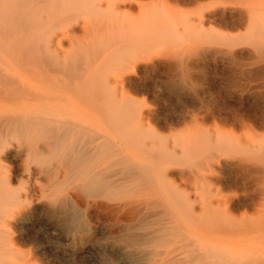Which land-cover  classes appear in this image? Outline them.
I'll return each instance as SVG.
<instances>
[{"label":"bare ground","instance_id":"obj_1","mask_svg":"<svg viewBox=\"0 0 264 264\" xmlns=\"http://www.w3.org/2000/svg\"><path fill=\"white\" fill-rule=\"evenodd\" d=\"M171 1L0 0V264H38L14 229L38 205L63 213L88 191L120 227L124 264H223V249L236 252L234 232L248 243L237 219L217 213L239 195L219 201L211 189L242 178L264 192V109L251 118L229 102L236 49L264 62V0H194L189 10ZM201 63L215 75L204 86L192 78L206 71ZM161 69L178 105L162 120L166 133L151 125L157 109L135 97ZM124 188L142 194L112 195Z\"/></svg>","mask_w":264,"mask_h":264},{"label":"rangeland","instance_id":"obj_2","mask_svg":"<svg viewBox=\"0 0 264 264\" xmlns=\"http://www.w3.org/2000/svg\"><path fill=\"white\" fill-rule=\"evenodd\" d=\"M134 1H135V3L136 2H140V3H153L154 2V3H157L158 1L160 2L161 0H158V1L157 0H134ZM155 1H157V2H155ZM166 1H171V0H166ZM173 1H174V4L177 2V3H179V5H180V3H181V5H182V3L183 4L185 3L184 4L185 7H183L184 5H182V6L180 5V7L183 8L184 10L192 9L197 3L196 1L194 2V0H192L193 2H191V0H178V1L172 0L171 2H173ZM179 1H181V2H179ZM199 1H200V3H202V0H199ZM203 2H206V1H203ZM193 3H195V4H193ZM192 4L194 6H191ZM240 31H241V33H242V31L245 32V29L243 30V28H242L238 31L235 30L234 33H236V34L240 33ZM248 48H249V50H251V48L248 46L247 47L246 46L245 47L240 46V48L236 49L237 53H239L241 55L242 59H241V63H239V64L237 63L236 64L237 66L234 67V69L236 70V74H235V78H234L233 91H231L232 96H231L229 102L236 108V110L238 112L244 113V114L248 115L249 117L253 118L254 116L258 115L264 109V86H262V84L264 85V73H262V75H260L261 73H259V71H258L259 69L263 68L264 62L263 63L261 62L262 65L260 63L259 64L254 63L255 62V59L253 58L254 54H251L250 51L248 50ZM249 59H250V61H249ZM246 60L256 64L257 67L254 64L249 63L248 61L246 62ZM248 63L251 65H254L255 67L254 66L247 67V65L249 66ZM201 66L205 67L203 63H201ZM238 66L242 67V68H239ZM191 67H193V65ZM205 68H206V71L204 69H201V68H194L193 69L192 78H193L194 82H196L197 85L199 84L200 86H202V85L204 86L208 82H211L212 79L215 77L214 74H211V73L209 74L207 72L208 71L207 67H205ZM222 68H223V65L220 64L218 69L220 70ZM199 69H201V70H199ZM244 73H245V75H244ZM248 74H250V75L248 76ZM238 75H239V78H237ZM168 76H169L168 73H166L164 71V69L150 72L148 74V77H146L147 79L145 78L142 81L143 84L145 85V87L141 88L142 90L140 89V91L137 92V94L135 95V97L141 102L142 105H145L146 107L148 106L150 108L154 107L153 108L154 110L157 109L156 111L161 115V117L155 118V119L153 118L152 119L153 122L151 121L152 122L151 125L154 124L155 126L152 125L153 127L161 129V131H163L164 133L169 132V130L163 126L164 122L162 120L165 118V116L167 117L168 114L173 113L175 111V109L178 108L177 98H176L177 96L173 91H171L169 84L166 83V81L169 79ZM250 76H251V78H250ZM260 76H261V78L263 77L262 78L263 80L260 78ZM240 77L242 80L240 79ZM247 77L250 79H248ZM163 79H165V80H163ZM236 79H238V81H236ZM240 81L241 82L244 81V82L240 83ZM235 82H236V84H235ZM251 82H253V83H251ZM249 83H250V85H249ZM235 86H237L236 87L237 89H235ZM258 87L261 89H259ZM204 90H207V89L204 87V89H202V91H201L202 92L201 94L204 93ZM242 94H243V96H242ZM142 99H144V100H142ZM240 100H242V101H240ZM152 108H151V110H152ZM155 121H157V122H155ZM157 125H158V127H156ZM239 127H241V129ZM237 129L239 131H243L245 129V127L238 126ZM258 130L260 131L261 129L258 128ZM260 133H264V132L262 131ZM8 158H9V160H8ZM5 159H6L5 163L9 167L11 166L10 168L14 169L15 165L12 162V158L8 156ZM259 162L264 163L262 161H259ZM239 179H238V183L236 185L231 184V180L219 181V182L217 181V184L215 186H213V188L211 189V190H213V193L215 192L214 194L217 193L221 197L219 199V201H221V199L225 200L227 197L229 199L230 194H232L231 192H234V191L240 197V202H239V200H236V202L233 203L232 205H230L229 207H228V205H226L224 203V201L217 204V207H218L217 211L220 210L219 205H220V207L222 206V208L224 209V204H225L224 211H223V209H221L222 211H219L217 213L223 212V213H220V214H222V216L219 214V216L222 217L220 220L221 222L226 223L225 219H227V217H228L227 221L229 220V221H231V224H233L234 221L237 219L238 221L237 220L235 221V222H237V224L234 223V225L236 224L237 226L242 227V229H240L241 233L242 234L244 233L243 235L245 237L247 236L246 238H248L247 239L248 243L245 241L246 240L245 237L242 240L240 239V241L241 242L245 241L246 243H240L237 241L240 237L236 239V237L240 234L239 233L237 234V232H234V234L231 236V238L234 240L233 243L237 244V245H235V249H236L235 253H238V252L244 253L245 252V254L241 253V256L246 255V253H247V255H249L247 257H249L251 262L254 261L253 263H255V264H261V262H262L264 264V257L261 256V255H264V249H263L264 248V236H261L258 238L259 232H257L260 230V233L264 234V232L261 230V229L264 230V225L262 224L264 221H259L261 217L262 218L264 217V216H262V215H264L263 214L264 208H261V207H264L263 206L264 201H262L264 199H262V196H261V195H263L264 192L262 193V190L260 188H258V185H257V183H255V181L248 180V179H242V178H239ZM263 183H260L259 186ZM262 186H264V184L261 185V187ZM218 187H221L222 189H220V190H223V191L218 192V190H219ZM137 189L139 190L140 188H137ZM225 189L228 191H225ZM135 190L136 189H134V191ZM138 190H136L135 192L134 191L132 192V191H130V189L126 190L125 188L123 190L122 189L121 190L116 189L112 193V195H114L116 197L118 195V197H121V196H119V194L122 195L121 193H123L124 191L125 192L123 194H127L126 191L127 192L130 191V192H128L127 195H123V198H127V196H129L130 193L131 194L129 197H131V195L134 193L133 196L137 198L138 196H135V193L138 195L140 193L142 194L141 189H140L141 192L139 191L140 193L138 192ZM238 190H240L239 191L240 193L237 192ZM263 190H264V187H263ZM224 191L229 193V194L223 193ZM90 195H91V193L88 191V200L89 201L84 198V200L80 201L79 204L76 205L74 208H72L66 212H63V213H54V212H51L48 208L46 209V206L38 205L37 210L30 216V219H31V220H29L30 222L27 223L23 228H21L22 230L19 228L14 229L15 230L14 232L16 233L18 238L20 239L19 243H20L21 249L23 251H25V253H28L26 257L28 259L32 258L33 262L38 263V264H124L125 262H124V259L122 256L124 254L123 253L124 252V249H123L124 244H123V241L120 239L121 236H119L117 234L120 227L118 225V228H117V226L114 225L115 222L113 220H109L110 218L108 217L107 213L104 210H102L101 206L95 204V202H96L94 200L95 197L90 196ZM110 195H109V198L111 197ZM218 195L216 197V200H218V198H219ZM124 196H126V197H124ZM142 196H144V195H142ZM139 197H140V195H139ZM100 198H102V200H104L106 202L108 201V200H106V199H108L107 197H105V198L100 197ZM100 198H96V199L99 200ZM225 202H226V200H225ZM244 202H246L245 205L240 204V203H244ZM221 203H224V204H221ZM255 205L256 206L258 205L259 207L257 206L258 207L257 208V207H255ZM92 206H95V207H92ZM236 207H237V209H236ZM244 207H246V208H244ZM252 207H254V208H252ZM227 208H229V209H227ZM242 208L246 209V210L249 209L252 212L255 211L254 215L248 216L247 214H250L251 212L249 211L250 212L249 213L245 210L246 211L245 213H247L245 215L248 217H246V216L244 217V210H242ZM225 210H226V212L228 211L229 214L226 213ZM239 210L240 211L242 210L243 214H241L242 212H240ZM231 211H232V213L234 212L233 216L230 213ZM238 212H240V214ZM256 212H258L259 216H260V212H262V215L260 216V218H259V216L256 217V215H257ZM226 214H227V216H226ZM240 215H243V216H240ZM242 217H243L244 222L242 221ZM257 221H258V223H257ZM227 223H229V222H227ZM240 224H241V226H240ZM245 224H247L248 228L249 227L251 228L250 225H252L253 230L250 228L247 230V227L245 226ZM256 224H257V226H258V224L261 225L259 227V229L257 228ZM236 230H238V229H235V231ZM243 230L244 231L246 230L245 231L246 233ZM254 234H256L255 236H257V237H255ZM116 235H117V240H116ZM118 239L121 240L120 243H119ZM112 240H116L117 242L112 241ZM259 240L262 241L263 244L262 243H260V244L263 247L258 245L259 243L256 244V241L258 242ZM114 242H116V243H114ZM254 242H255V244H254ZM252 243L254 244V247H252V249L255 250L254 252H256V253L261 252V255L259 253L256 254V255H259V259L255 258V255L253 256L254 252H251L252 254L249 252V250L251 249ZM255 246H257V247H255ZM233 247L234 246L231 247L232 250H234ZM260 247H262V248H260ZM248 248H249V250H248ZM226 249H228V248H226ZM226 249H223L220 252L222 254H219L220 257L222 255V258H219V259H220V262H221V260L224 261L223 264H227L228 261H231V262L234 261L231 264H236V263L237 264H243L245 262V260L247 259V257H246V259H243V258H245V256H242L243 257L242 259L244 261H242L243 263H240L241 260L238 261V258L240 257L239 253L235 254L233 252V254H234L233 255L231 253L230 249H228V250H226ZM223 254L225 256H223ZM237 255H239V256L236 260ZM225 257H227V258H225ZM233 257L236 261L233 259ZM230 259H232L233 261ZM256 259H258V260H256ZM250 260L248 261V259H247L246 261H248V263L251 264ZM259 261H260V263H258Z\"/></svg>","mask_w":264,"mask_h":264}]
</instances>
